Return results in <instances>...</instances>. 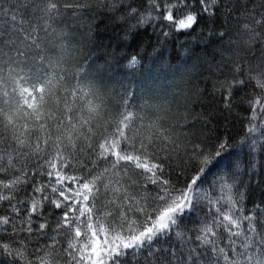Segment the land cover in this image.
<instances>
[{
	"label": "snow or ice",
	"instance_id": "obj_1",
	"mask_svg": "<svg viewBox=\"0 0 264 264\" xmlns=\"http://www.w3.org/2000/svg\"><path fill=\"white\" fill-rule=\"evenodd\" d=\"M0 264H264V0H0Z\"/></svg>",
	"mask_w": 264,
	"mask_h": 264
}]
</instances>
